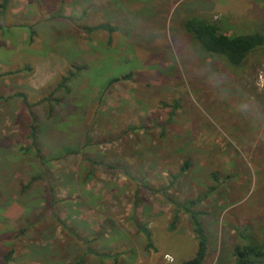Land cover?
Masks as SVG:
<instances>
[{
    "label": "rangeland",
    "instance_id": "374dc122",
    "mask_svg": "<svg viewBox=\"0 0 264 264\" xmlns=\"http://www.w3.org/2000/svg\"><path fill=\"white\" fill-rule=\"evenodd\" d=\"M260 1L0 8V264H182L197 252L185 209L203 264L264 246V48L236 68L182 30L196 16L251 34Z\"/></svg>",
    "mask_w": 264,
    "mask_h": 264
},
{
    "label": "trees",
    "instance_id": "16d2710c",
    "mask_svg": "<svg viewBox=\"0 0 264 264\" xmlns=\"http://www.w3.org/2000/svg\"><path fill=\"white\" fill-rule=\"evenodd\" d=\"M9 1L3 0L0 8H5ZM94 30L106 31L112 34L115 29L110 26L103 25L97 26L94 29H89L88 31ZM182 30L192 38L200 51L209 55L224 58L230 66L236 68L245 65L249 57L264 48V28L262 26L259 28L255 27L252 29L251 34L248 35L229 36L223 34L220 27H218L215 23L196 16H190L183 22ZM73 78L74 76L72 73H68L67 76L61 77L60 81L57 83L56 90H60L62 87L64 88L65 85ZM117 81H119V79H113L111 83H116ZM22 102L30 108L25 98H23ZM49 110V112L52 111L51 107ZM29 138L31 147L38 152L37 134L34 124L30 126ZM35 179V177L31 178L26 185L22 186V192L29 190ZM185 210L192 223V231L197 242V252L192 259L183 262L182 264H203L207 253L206 235L197 220L199 214L192 212L190 209ZM55 219L61 226H63L64 229L66 228V225L62 220H59L56 217ZM175 219L176 218H174V221ZM173 223L174 222H172L169 228L170 231H173L175 228ZM146 248H152L151 242L146 243ZM233 256L235 259L234 264H264V246L257 244L251 238H248L245 244L236 245L233 248ZM7 260L8 259H6V261Z\"/></svg>",
    "mask_w": 264,
    "mask_h": 264
},
{
    "label": "crops",
    "instance_id": "0c3cea01",
    "mask_svg": "<svg viewBox=\"0 0 264 264\" xmlns=\"http://www.w3.org/2000/svg\"><path fill=\"white\" fill-rule=\"evenodd\" d=\"M256 9L255 17L253 16V20L257 23H260L264 28V3L262 1L254 4ZM251 29V28H250Z\"/></svg>",
    "mask_w": 264,
    "mask_h": 264
}]
</instances>
